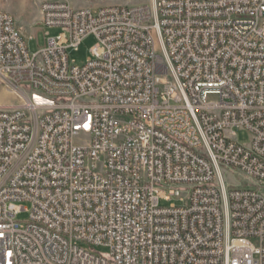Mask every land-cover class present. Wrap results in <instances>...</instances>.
Segmentation results:
<instances>
[{"label":"built area","instance_id":"obj_1","mask_svg":"<svg viewBox=\"0 0 264 264\" xmlns=\"http://www.w3.org/2000/svg\"><path fill=\"white\" fill-rule=\"evenodd\" d=\"M33 1L34 53L0 10V264H264V0Z\"/></svg>","mask_w":264,"mask_h":264},{"label":"rangeland","instance_id":"obj_2","mask_svg":"<svg viewBox=\"0 0 264 264\" xmlns=\"http://www.w3.org/2000/svg\"><path fill=\"white\" fill-rule=\"evenodd\" d=\"M75 3L78 4L79 2L75 1ZM81 4L86 5V3ZM0 10L8 11L14 16L17 25L21 27L22 33L27 39L28 48L32 53L44 46L47 37L55 36L59 32L57 27H49L36 21L39 18V13L37 5L33 0H0ZM46 33L48 34L46 35ZM94 44L95 40L92 37H88L76 51H70V58L73 59L76 64L82 65L90 55L89 48ZM17 103H19V101L16 97L6 93L2 85H0V105L11 106ZM233 131V138L237 142L243 145H247L250 142L251 135L245 129L235 128ZM225 176L229 183L246 184L244 178L241 176H233L229 173H226ZM262 191L264 192V188ZM170 203H178V201L176 199L161 201V205L163 206H168ZM27 216L28 214L26 212H22L17 219L23 221ZM97 250L101 252L106 251L105 248H99Z\"/></svg>","mask_w":264,"mask_h":264}]
</instances>
